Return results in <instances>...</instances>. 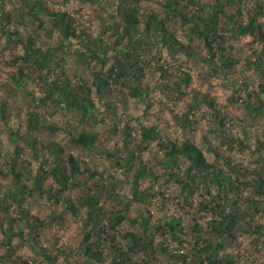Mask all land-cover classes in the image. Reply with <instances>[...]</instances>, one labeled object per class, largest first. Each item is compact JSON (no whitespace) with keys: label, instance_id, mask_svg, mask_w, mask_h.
Segmentation results:
<instances>
[{"label":"rangeland","instance_id":"374dc122","mask_svg":"<svg viewBox=\"0 0 264 264\" xmlns=\"http://www.w3.org/2000/svg\"><path fill=\"white\" fill-rule=\"evenodd\" d=\"M41 1L49 10L69 15L76 36L63 38L59 30L52 27L50 15H42L43 24L39 27V21L29 17H25V25L17 22L18 17L8 24L6 20L0 19V107L4 112L3 120L0 121V264H23V260L28 264H83L82 222L86 207L83 208L81 204L86 196L97 199L99 220L104 224L111 217L110 214L124 209L125 219L114 231H108L114 237V243L121 244L123 235L128 233L152 241L150 249L132 255V260L137 264H142L141 261L149 264L189 263L192 257L188 252L197 236L213 238L208 233L212 213L198 210V205L212 197L217 199L219 188L209 184L208 189L201 186L193 189L189 200L191 204L185 205L179 194V186L168 179V173L177 168L160 165L162 156L155 143L147 150L140 151V165L134 160L130 169H125L122 165L127 158L125 153L128 150L135 153V149H130V140L125 137L124 131L131 130L132 135L136 136L141 129L150 127L156 128L161 139L178 143L188 140L203 151L209 163L232 178V191L227 194L237 200L238 209L246 216L245 222L252 224L251 230L257 229L258 234H251L242 221V226L229 238L224 254L234 257L237 264H264V213L246 210L243 201L244 198H253L263 209L264 203L253 194L250 186L242 185L254 178L251 170L262 171L263 165L258 160L259 156L264 158V88L262 90L260 87V84H264V72L259 74L254 64L264 50L262 44L251 37L234 38L222 29L224 23H229L227 16L245 23L247 12L261 1H235L225 10L226 16L218 15L217 34L226 37L223 48L232 60V67L213 72L204 61L208 55L203 41L181 22L178 13L167 11L164 0H139V33L143 35L142 26L148 14L155 13L157 18L166 16L168 33L184 46L185 51L170 53L159 43L149 45V48L142 46L137 53V59L144 65L140 85L147 86L150 91L143 106L126 95V86H113L110 95L104 99L95 97L93 89L88 87L93 111L92 118L85 120L84 128L97 136L88 152L68 144L72 129L80 124V116L67 112L65 103L57 95L44 104L38 100L44 99L51 81L69 86L64 81L67 79L72 86L86 88L94 74L100 75L109 66L115 56L113 22H117V17L113 16V7L118 0ZM33 3L34 0H0V12L12 14L20 10L23 13ZM213 4L214 0H176L173 3L181 14L203 17ZM259 22L264 26V17ZM27 35L32 37L36 48L48 52L51 57L50 68L31 74L23 82L19 81L24 83L20 90L14 88L15 82L10 74L17 73L20 67L28 74L27 69L33 68L32 64L22 60L24 44L17 40ZM99 37L102 38L101 42L96 39ZM146 40L152 42L155 38L148 37ZM96 44L101 50L95 47ZM84 45L96 57H90ZM125 45L126 38H118L116 47ZM126 47L131 49L128 45ZM77 51L87 56L79 55ZM160 66L162 74L156 69ZM186 73L190 76L189 82L182 85L178 95L162 88L166 79L171 84ZM161 76L165 79L161 80ZM156 83L161 86H156ZM208 99L214 102L213 108L209 106ZM244 102L251 107L261 106L263 114L250 116L248 113L251 111ZM29 113L36 114L39 123L46 126L40 130L34 146L27 140L28 137H24ZM186 119L189 122L185 123ZM49 143L62 147L65 154H72L82 160V167L88 168L94 176L90 178L84 174L73 179L68 188L59 194L52 177L42 172V169L48 172L53 168L52 157L48 154V148H45ZM123 144L128 147L125 148ZM103 151L121 156L120 164L115 165L112 157L103 154ZM16 156L17 161L14 160ZM178 165L183 169L186 163L179 161ZM139 166L145 173L135 186L140 202L135 201L131 193V187H134L133 174ZM16 173L22 176L18 178ZM36 177L39 178L37 186L40 190L34 183ZM76 181H79L80 186H72ZM16 186L24 188L20 204L9 196L12 193L19 198ZM70 203L78 204L79 208L70 209L67 207ZM22 215L24 219L29 218L31 223H25L22 219L19 221ZM34 218L40 224L34 222ZM170 218L180 221L181 231L175 233L179 238L177 242L165 235L154 233L152 236L150 228L143 229V221L148 225L162 226ZM89 227L91 224L87 223L85 231ZM8 228L14 235L3 234ZM123 243L126 247L127 244ZM40 247L44 248L45 254L56 255V262L48 263L37 255ZM158 247L167 248L181 257L186 256V259L184 262L170 260L155 253ZM102 261L103 264H111L112 261L110 252L105 248Z\"/></svg>","mask_w":264,"mask_h":264},{"label":"trees","instance_id":"16d2710c","mask_svg":"<svg viewBox=\"0 0 264 264\" xmlns=\"http://www.w3.org/2000/svg\"><path fill=\"white\" fill-rule=\"evenodd\" d=\"M63 1L67 2L68 0ZM175 1L176 0H164L163 4L168 6L167 11L178 13L181 18V22L188 25L191 32H195L203 41L208 55L207 58H204L205 63L211 67L213 72H217L223 68L230 69L232 67V60L228 57V53H226V50L223 48L224 40L226 39L225 35L217 34V27L219 25L217 19L218 15L226 16L225 10L231 4H235V1L239 3L240 0H214L213 6L210 11L205 13V17L200 15L186 16L183 12L181 14L173 5ZM260 1L261 2H257L255 7L251 8V10L247 12L248 17L245 23L237 22L233 18L227 16L230 25L229 23H224L222 29L234 38L251 37L252 40L261 43L264 50V26L259 22V20L264 17V0ZM138 2L139 0H118L115 3L113 7V16L117 17V22H113V33L116 37L114 40L115 44L113 46L115 56L109 66L105 70L101 71V74L99 72L100 75L94 74L91 77V82L88 86H86V88L72 86L67 79L64 81L67 82L69 86L55 84V81H51L47 85L44 99L40 98L38 100L40 104H44L52 96L57 95L65 103V110L67 112L75 113L80 116V124L74 127L69 135V146H74L79 150L88 152L92 149L91 146L97 138V136L89 129L84 128L85 120L92 118L93 111V103L89 98L88 87L93 89L95 97L104 99L110 95L111 88L113 86H126L125 88H127L128 91L126 95L132 98L138 105L143 106V104L147 102L150 91L147 86L140 85L144 65H142L141 60L139 61L137 59V53L141 51L142 46L149 48V45L159 43L161 46L169 50L170 53L179 54L185 51L184 46L176 41L171 33H168V30L165 27L166 18H168L166 16L157 18L155 13L148 14L145 19V24L142 26V33L144 36L139 33ZM0 13V19L6 20L7 24L13 18L18 17L17 22L25 25V17H29V19L31 18L32 20L39 21V24L37 25L38 27L43 24V16L50 15L53 22L52 27L58 29L63 38L67 39L70 35L76 36L74 28L71 25L70 16L65 12L49 10V8L46 7L41 0H34V3L30 4L27 7V10L23 13L20 12V10H15L12 14L8 11ZM237 13L240 12L237 11ZM14 30L13 32L16 33ZM148 37H153L155 40L149 42L146 40ZM118 38H126V45H128L131 49H128L126 45L121 48H117L116 43ZM8 39L9 41L11 40L10 36H8ZM18 39L24 44L25 54L24 57H22V60L24 62H28L30 65H33V68L29 67L27 69V71H29L28 74L25 73L21 67L17 70V73L12 72L10 74V78L15 82L14 88L22 90L24 83L21 84L19 81L23 82V79L29 78L31 74L41 73L46 68H50L49 62L51 57L47 51H43L42 49L34 46L33 39L30 35H27L24 39H22V37H18L17 40ZM96 39L99 42L102 41V38L100 37ZM84 46L89 51L90 57H96L93 51L89 50L88 46ZM95 47L101 50L99 45L96 44ZM77 53L84 57L87 56L86 53L80 51H77ZM101 57L103 56L101 55ZM263 59L264 53L260 56V58H257V62L254 64L257 67L259 74L264 72ZM156 69L160 71V74L163 73L161 66ZM162 79H165L164 76H161V80ZM189 79L190 76L187 73L184 77H180L177 82L174 81L171 82V84L169 83L170 81L166 79L162 88L171 94L178 95L182 85H187ZM156 86L160 87L161 85L156 83ZM260 87L263 90L264 84H260ZM119 92H122V90H119ZM256 99L259 100L257 96ZM202 100L205 99L202 98ZM208 104L211 108H213L214 102L212 100L208 99ZM244 104L245 107L251 111L248 113L250 116L257 117L263 114L261 106L251 107V105L247 102H244ZM3 117L4 112L2 107H0L1 122ZM27 119L24 137H28L27 140L31 142L32 146H34L37 141V136L41 133L40 130L45 129L46 126L39 123L38 116L34 113H29ZM188 120L189 119H186L185 123L189 122ZM124 132L125 137L130 140V149H135V153L131 150H128V153H125L127 158L122 162L125 169H130V164L134 160L140 165V151L147 150L152 143H155L159 149L158 153L162 156L161 164L158 159H155L157 164H160L162 167L173 166L177 168L176 171L168 173V179L172 180V182L179 186V194L182 196V202L185 205L191 204V201L189 200L193 189H197L200 186L208 189L207 185L209 184H214L219 188V195L216 197L217 199L212 197L209 200L200 202L198 205V210L210 211L212 213L211 216L213 218L211 217L208 222V233L213 238L209 239L208 236L204 238L197 236L191 250L188 252V254L192 257L191 261H194H190L187 264H237L234 257L229 254H224L226 244L229 243V238L233 237V233L242 226V221H244L246 229L251 234H258V232L257 229L251 230L252 224L245 222L246 216L240 209H238L236 205L237 200L227 194V192L232 191V178L224 174V172L220 169H217L213 164L209 163L206 160L203 151L188 140L178 143L177 141H172L170 139H161L155 127L147 129L143 128L136 136L132 135L133 131L131 130L127 131L126 129ZM135 138L137 139L135 140ZM123 146L125 148L128 147L125 144H123ZM45 148H48V154L52 157L53 168L48 172L42 169V172L45 175L52 177L54 183L58 187L59 194L63 193L68 188L73 179L75 180L84 174L90 178L94 176L88 168L82 167L84 164L82 160L74 157L72 154H65L62 147L49 143ZM103 154H107L112 157V162L115 165L120 164L119 159L122 160L121 156L117 154L113 155L105 151H103ZM262 157L263 156H259L260 160H258L263 162L262 171L251 170L254 178L242 185L250 186L253 194L261 198L264 203V158ZM14 160L17 161L18 157L16 156ZM179 161L186 163L183 169H180L178 165ZM139 167L140 168L133 174L132 186L134 185V187H131V193L135 201L140 202L141 200L138 197V192L135 186L138 180L145 176V173L144 169L141 166ZM11 171H13V167L11 168ZM15 176L19 178L22 174L16 173ZM38 182L39 178L36 177L34 183L36 188L40 190L37 186ZM72 186H80L79 181L73 182ZM16 190L19 193L18 199L12 195V193H10L9 196L17 204H20L24 196V188L16 186ZM55 199H58V197ZM243 203L246 205V210L264 213V209L259 206L260 203L258 201H254L253 198H244ZM81 205L83 208L86 207L85 218L82 222L83 246L81 256L84 258L83 264H103L102 253L104 248L111 254V264H137L136 261L134 262L132 260V255L139 251L150 249L152 244L151 240H147L143 236L140 237L131 233L123 235L121 244L113 242L114 237L109 235L108 231H114L115 227L125 219V215L123 213L124 209L121 212L119 211L110 214L111 217L107 218L106 223L104 224L99 220L100 207L97 205L96 198L93 196H86ZM67 207L72 210H77L79 205L70 203ZM100 214H102V212H100ZM21 219L22 221L24 220L25 223H31L29 218L24 219V215L21 216L19 221H21ZM33 220L34 222L40 224L37 218H34ZM87 223L91 224V227L85 231ZM179 224L180 221L178 218H170L162 226H158V224L148 225L145 221H143L142 225L144 230L150 228L153 231L152 236L154 233L160 236L165 235L173 239L174 242H177L179 241V238L176 237L175 233H180L181 231ZM31 227H34V225ZM32 230L33 228L31 231ZM3 234L11 236L13 232L11 228H8L7 232ZM6 238L9 239L10 237ZM123 242L127 244L126 247H124ZM124 248L126 251H123ZM44 252V248L40 247L39 253L36 252V254L42 256V258L48 263L56 262V255L45 254ZM58 253L61 254L60 252ZM155 253L161 254L166 256L168 259H173L175 261L184 262V259H186V256L181 257L176 252L171 253V251H168L167 248L164 247H158L155 249ZM64 258L66 259L67 257ZM21 262L23 264H28L27 261L24 260ZM141 263L149 264L143 261H141ZM13 264L15 263L13 262Z\"/></svg>","mask_w":264,"mask_h":264}]
</instances>
